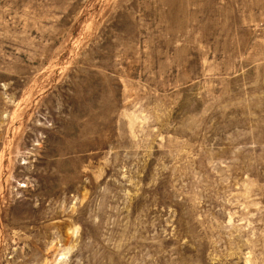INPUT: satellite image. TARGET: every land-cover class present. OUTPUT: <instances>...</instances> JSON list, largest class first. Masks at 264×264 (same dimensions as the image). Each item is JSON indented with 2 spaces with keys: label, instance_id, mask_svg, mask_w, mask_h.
I'll use <instances>...</instances> for the list:
<instances>
[{
  "label": "rangeland",
  "instance_id": "1",
  "mask_svg": "<svg viewBox=\"0 0 264 264\" xmlns=\"http://www.w3.org/2000/svg\"><path fill=\"white\" fill-rule=\"evenodd\" d=\"M0 264H264V0H0Z\"/></svg>",
  "mask_w": 264,
  "mask_h": 264
}]
</instances>
